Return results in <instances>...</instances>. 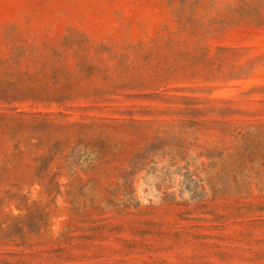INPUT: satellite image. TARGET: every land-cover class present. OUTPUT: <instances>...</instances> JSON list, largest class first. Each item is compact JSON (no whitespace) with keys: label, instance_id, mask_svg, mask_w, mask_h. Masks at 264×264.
Listing matches in <instances>:
<instances>
[{"label":"rangeland","instance_id":"obj_1","mask_svg":"<svg viewBox=\"0 0 264 264\" xmlns=\"http://www.w3.org/2000/svg\"><path fill=\"white\" fill-rule=\"evenodd\" d=\"M0 264H264V0H0Z\"/></svg>","mask_w":264,"mask_h":264}]
</instances>
